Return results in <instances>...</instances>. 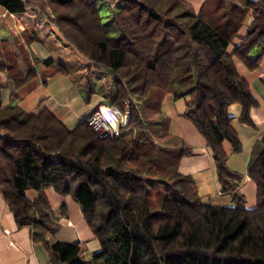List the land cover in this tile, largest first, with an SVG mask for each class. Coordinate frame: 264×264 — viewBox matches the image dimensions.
Wrapping results in <instances>:
<instances>
[{
  "label": "trees",
  "instance_id": "1",
  "mask_svg": "<svg viewBox=\"0 0 264 264\" xmlns=\"http://www.w3.org/2000/svg\"><path fill=\"white\" fill-rule=\"evenodd\" d=\"M115 3L119 0H106ZM114 15L121 37H109L100 0H0L10 14L46 18L64 43L117 86L113 105L129 116V139L96 132L89 118L69 128L48 110L34 115L0 107V192L19 227L50 251L53 264H71L82 247L51 245L59 229L45 191L53 188L81 206L100 241L93 264H264V138L252 152L247 175L257 185V207L246 208L243 176L230 170L224 144L243 148L229 114L243 108L251 125L257 105L235 59L251 71L264 57V0H206L200 13L182 0H120ZM35 14L37 18H35ZM249 23V24H247ZM33 24V25H32ZM244 27L247 36L240 38ZM37 40L34 31L27 37ZM240 43L230 53L229 49ZM0 41L1 90L34 85L41 62L23 46ZM53 61L44 63L47 68ZM59 72L69 74L59 66ZM90 77V76H89ZM184 101L213 154L221 193L234 206L208 203L196 181L180 174L193 149L173 133L165 99ZM39 194L32 202L27 193Z\"/></svg>",
  "mask_w": 264,
  "mask_h": 264
},
{
  "label": "crops",
  "instance_id": "2",
  "mask_svg": "<svg viewBox=\"0 0 264 264\" xmlns=\"http://www.w3.org/2000/svg\"><path fill=\"white\" fill-rule=\"evenodd\" d=\"M189 4L196 13H200L206 0H182ZM259 1V0H252ZM29 16L21 17L18 14H10L3 7H0V41L9 42L16 50L18 59L23 65V70L28 72L23 64L20 47L30 51L31 55L41 62L39 75L34 85L27 89L17 90L13 83L1 90L3 109L18 106L27 112L21 102L31 97L33 93L39 92L40 104L30 112L34 115L40 114L44 110L53 113L62 123L75 125L74 128L92 116L93 113L103 107L112 106L116 95L112 94V104H108L107 90L103 87L105 75L95 70L89 75V64L63 44L60 34L46 18H40L36 25L31 26L27 22ZM35 19V18H34ZM249 24V23H247ZM34 31L37 40L32 42V37H27L28 32ZM248 28L244 27L240 38L247 36ZM240 43L237 39L229 49L234 51L236 45ZM53 61V66L47 68L43 64ZM236 66L241 78L245 79L251 89L252 95L257 105L251 110V125L240 123L243 108L241 105H232L229 114L234 119V128L237 130L246 153V169L239 164L237 154L232 146L225 142L224 148L228 154V164L230 170L243 176L240 191L246 197V207L252 208L257 204V185L247 175L248 161L254 146L264 138V57L260 68L254 71L249 70L243 62L235 59ZM2 60H0V64ZM59 66L68 70L69 74L59 72ZM64 78V86L53 92H48L52 82L56 77ZM90 76V77H89ZM102 78V80L100 79ZM20 97V101L13 105L14 97ZM185 103H182L177 113H167L171 119L173 133L182 137L185 144L193 149L189 157L181 160L179 171L181 175L192 177L198 186L200 195H213L219 192V197L214 201L220 204L221 185L218 181L213 154L209 149L205 138L199 133L192 121L182 116L185 111ZM73 129V128H71ZM3 134L0 132V138ZM50 207L53 212L54 221L59 225L55 234L48 237L51 245L57 243H75L82 247L80 257L71 264H93V256L101 249L100 241L87 224L83 210L79 203L72 197H62L53 188L45 191ZM32 202H37L39 194L35 191L27 193ZM203 197V196H202ZM229 197V196H228ZM219 199V200H218ZM255 209V208H253ZM249 209V210H253ZM0 264H53L49 249L43 244L37 243L33 238V231L30 227H19L15 215L9 205L5 202L0 192Z\"/></svg>",
  "mask_w": 264,
  "mask_h": 264
},
{
  "label": "rangeland",
  "instance_id": "3",
  "mask_svg": "<svg viewBox=\"0 0 264 264\" xmlns=\"http://www.w3.org/2000/svg\"><path fill=\"white\" fill-rule=\"evenodd\" d=\"M122 6H123V2L120 0L116 1L115 3H109L106 0H100V2H99L102 20H103V23L105 25V30H106L109 37L116 38V37L122 36V31H121L120 27L118 25H116L117 23L114 20V15L118 12V10H120L122 8ZM36 18H37V15L35 14V19ZM63 44H65V43H63ZM81 61H84V59H81ZM95 70L96 69H93V72ZM97 71H99V70H97ZM101 74L106 76V78H103L105 80L103 87L107 90V98H108L107 102H108V104L111 105L112 104V96H113L112 94L115 92V86H114L115 83L113 81V78L108 73H105L102 71ZM100 79L102 80L101 77H100ZM63 81H64L63 77H60V76L56 77V81L51 83L50 89L48 92H53V94H54L57 90H59L60 88H62L64 86ZM39 95H40L39 92L33 93V95L31 97H28L24 101L21 102V106L25 110H27V112H30L33 107L35 109V107H38V105L40 104L41 99H39V97H38ZM19 99H20L19 96L14 97L13 105H16V103H18L20 101ZM182 103H184V101L175 102L174 100H172V98L170 96H168L164 102V112L165 113H169V112H172V113L176 112L177 113V110H180V106ZM67 126L69 128H74L75 125H71L70 123L67 122ZM121 130H122L123 134L126 136V138L129 139L128 129L122 128ZM227 144H229V143H227ZM244 151L245 150L242 149V152L237 154L236 159L238 160L239 164H241V165L243 164L242 168L244 166V168L246 169L245 164H246L247 157H246V153H244ZM247 168H248V166H247ZM202 196L204 197V200L206 202L216 204V201H214V200L216 197H219V192L216 191L213 195H209V196L202 195ZM220 202H221V205L220 204H216V205L222 206V207L234 206L231 198L228 196H226V198H222V196H221ZM256 207H257V204L255 207H252V208L246 207V208L247 209H253Z\"/></svg>",
  "mask_w": 264,
  "mask_h": 264
},
{
  "label": "built area",
  "instance_id": "4",
  "mask_svg": "<svg viewBox=\"0 0 264 264\" xmlns=\"http://www.w3.org/2000/svg\"><path fill=\"white\" fill-rule=\"evenodd\" d=\"M128 120L129 116L123 114L119 108L107 106L92 114L89 125L100 134L117 138L121 136V129L127 126Z\"/></svg>",
  "mask_w": 264,
  "mask_h": 264
}]
</instances>
